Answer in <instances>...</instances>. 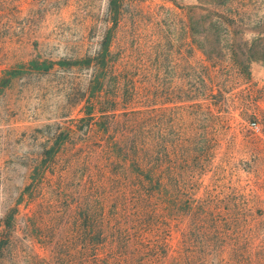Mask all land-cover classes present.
Masks as SVG:
<instances>
[{"label":"rangeland","instance_id":"rangeland-1","mask_svg":"<svg viewBox=\"0 0 264 264\" xmlns=\"http://www.w3.org/2000/svg\"><path fill=\"white\" fill-rule=\"evenodd\" d=\"M195 4L0 0V77L9 80L0 85V238L8 236L12 245L3 264L77 263L78 120L86 110L89 76L72 64L99 52L107 37L114 58L109 66L134 74L141 88L161 82L166 71L173 73V85L187 87V78L176 77L187 74L190 62V147L200 137L201 149L213 146L214 152L196 196L214 186V194H224L229 186L260 200L257 207L264 209V64L252 62L246 80L226 51L211 63L197 51L189 54ZM228 9L251 24L244 34L250 45L253 24H264V0H233ZM30 60L51 63L49 71H33ZM70 127L79 131L68 135ZM183 230L174 229L172 249Z\"/></svg>","mask_w":264,"mask_h":264},{"label":"trees","instance_id":"trees-1","mask_svg":"<svg viewBox=\"0 0 264 264\" xmlns=\"http://www.w3.org/2000/svg\"><path fill=\"white\" fill-rule=\"evenodd\" d=\"M195 1L189 54L197 51L211 63L226 51L236 74L249 79L250 64H264L263 22L253 24L248 45L244 34L251 24L228 9L233 0ZM222 38L231 44L222 46ZM109 45L107 37L99 52L72 64L89 76L86 110L78 120L83 137L76 154V264H264L261 201L229 186L224 194H214V186L196 196L214 152L213 146L201 149L200 137L190 147V62L187 74L176 77L187 78V87L173 85V73L166 71L161 82L141 88L134 74L109 66ZM28 65L44 74L51 63ZM8 82L0 77L1 86ZM66 130L69 135L79 128ZM217 181L223 185L225 177ZM178 225L182 239L172 249ZM11 252L9 237L0 238V264Z\"/></svg>","mask_w":264,"mask_h":264}]
</instances>
